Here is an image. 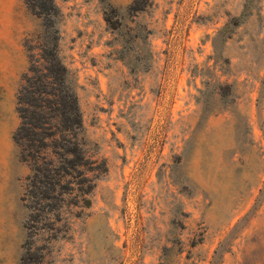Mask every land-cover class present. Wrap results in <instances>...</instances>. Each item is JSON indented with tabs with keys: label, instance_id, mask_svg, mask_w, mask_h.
<instances>
[{
	"label": "rangeland",
	"instance_id": "374dc122",
	"mask_svg": "<svg viewBox=\"0 0 264 264\" xmlns=\"http://www.w3.org/2000/svg\"><path fill=\"white\" fill-rule=\"evenodd\" d=\"M55 0L88 207L29 232L13 133L41 19L0 0V264H264V0ZM28 44L34 48L28 49Z\"/></svg>",
	"mask_w": 264,
	"mask_h": 264
},
{
	"label": "trees",
	"instance_id": "16d2710c",
	"mask_svg": "<svg viewBox=\"0 0 264 264\" xmlns=\"http://www.w3.org/2000/svg\"><path fill=\"white\" fill-rule=\"evenodd\" d=\"M134 0L130 7L141 8ZM41 19L37 52H29V66L17 91L19 124L13 140L19 159L28 166L23 200L28 208L26 226L31 233L53 231L58 237L65 212L90 205V194L106 170L102 157L88 152L83 137V119L77 93L69 81L58 41L59 8L55 0H24ZM34 48L28 44L29 48ZM41 246L30 240L19 264H36Z\"/></svg>",
	"mask_w": 264,
	"mask_h": 264
}]
</instances>
